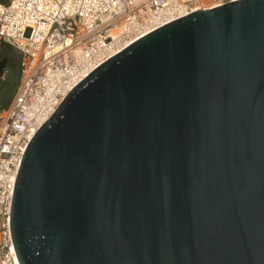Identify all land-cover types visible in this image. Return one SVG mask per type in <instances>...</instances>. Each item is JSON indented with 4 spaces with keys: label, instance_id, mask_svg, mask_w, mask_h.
<instances>
[{
    "label": "water",
    "instance_id": "obj_1",
    "mask_svg": "<svg viewBox=\"0 0 264 264\" xmlns=\"http://www.w3.org/2000/svg\"><path fill=\"white\" fill-rule=\"evenodd\" d=\"M10 232L20 264H264V0L184 15L81 79L23 153Z\"/></svg>",
    "mask_w": 264,
    "mask_h": 264
},
{
    "label": "built area",
    "instance_id": "obj_2",
    "mask_svg": "<svg viewBox=\"0 0 264 264\" xmlns=\"http://www.w3.org/2000/svg\"><path fill=\"white\" fill-rule=\"evenodd\" d=\"M234 0H0V44L20 54L13 97L0 109V264H20L10 232L14 183L35 132L66 94L143 35Z\"/></svg>",
    "mask_w": 264,
    "mask_h": 264
},
{
    "label": "trees",
    "instance_id": "obj_3",
    "mask_svg": "<svg viewBox=\"0 0 264 264\" xmlns=\"http://www.w3.org/2000/svg\"><path fill=\"white\" fill-rule=\"evenodd\" d=\"M1 65H3V73L0 74V109H4L13 97L20 75V54L5 43L0 44Z\"/></svg>",
    "mask_w": 264,
    "mask_h": 264
},
{
    "label": "rangeland",
    "instance_id": "obj_4",
    "mask_svg": "<svg viewBox=\"0 0 264 264\" xmlns=\"http://www.w3.org/2000/svg\"><path fill=\"white\" fill-rule=\"evenodd\" d=\"M13 48V47H12ZM19 81V80H18Z\"/></svg>",
    "mask_w": 264,
    "mask_h": 264
}]
</instances>
